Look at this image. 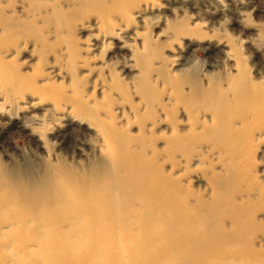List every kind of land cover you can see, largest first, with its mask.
<instances>
[{"label": "bare ground", "instance_id": "bare-ground-1", "mask_svg": "<svg viewBox=\"0 0 264 264\" xmlns=\"http://www.w3.org/2000/svg\"><path fill=\"white\" fill-rule=\"evenodd\" d=\"M63 1L69 9L58 15L68 27H56L49 42L34 16L0 0L1 93L11 100L29 88L71 101L73 137L87 142H73V155H60L57 127L47 148L35 143L33 159L0 162V264H264V76L252 78L243 62L206 82L191 70L175 74L163 66L159 85L147 74L128 83L111 72L105 96L122 93L131 114L99 115V104H90L80 85L73 97L50 81L30 87V78L2 55L10 42L36 33L41 57L55 50L70 64L78 52L74 13L90 10L109 27V14L125 10L116 0L79 1L74 10L73 0ZM169 28L200 33L182 21ZM131 87L137 104L128 101ZM25 118L9 123L13 130L0 124V140L18 133L32 142L27 127L48 124ZM89 129L96 137L86 140ZM95 147L103 156L94 155ZM195 174L210 188L195 187Z\"/></svg>", "mask_w": 264, "mask_h": 264}, {"label": "rangeland", "instance_id": "rangeland-1", "mask_svg": "<svg viewBox=\"0 0 264 264\" xmlns=\"http://www.w3.org/2000/svg\"><path fill=\"white\" fill-rule=\"evenodd\" d=\"M9 1L16 12L28 11L31 17L37 19L39 33L45 35L49 42L57 37L56 27L63 32L68 27L65 17L58 15L69 9L60 5L63 0H55L54 4H51V0ZM74 1L73 10L78 8L79 1L88 0ZM102 1L110 5L114 0ZM116 2L125 4V10L122 14H109V27L103 26L97 15L90 10L73 14L71 19L73 43L78 52L70 64L65 58H58L59 54H56L55 50H48L41 57L36 33L31 34L28 39L21 37L10 42L4 46L5 52L2 55L17 67L20 74L30 78V87H37L50 81L62 87V95L73 97V93L80 92L78 90L80 85V94L86 95L90 104L93 102L99 104V115H103L107 110L116 114L130 113L127 103L121 104L124 102L122 93L113 90L114 100L105 96L111 72H116L128 83L132 81L134 75L138 78L142 74H147L155 85H159L158 72L161 69L159 67L163 66L175 74L181 69L191 70L198 80L206 82L209 74L217 70L234 73L239 62H243L252 78L264 76V0H116ZM178 21L184 22L187 27H196L200 33L196 35L183 30L172 31L169 28L170 24ZM58 37L64 38L61 35ZM146 39H150V43L144 47L143 42ZM134 53H139L141 59L134 57ZM224 85L223 83V87ZM127 98L133 104L140 101L133 87ZM235 103L234 96V102L231 104ZM30 115L43 118L48 124L42 129L39 125L36 128L27 127V132L32 133V142H28L18 133L4 135L0 140V162L25 163L33 159L36 144L47 148L49 138L57 127L61 128L59 130L62 134L57 145L60 149L55 150L56 153L73 155L71 154L73 142L87 144L82 138L73 137V121H69L73 120L71 101L42 98L29 88L16 98L8 100L0 89V124L13 130V125L9 123H28L25 117ZM126 116L124 114L121 120ZM81 123L83 127L87 124ZM65 124H69L66 130ZM166 125L163 123L161 127ZM136 128L137 125L132 124L129 132H136ZM88 132L86 140L96 137L93 129H89ZM94 155L103 156L98 150ZM191 182L195 187L201 185L205 189L210 188L206 185L205 179L198 174L191 176Z\"/></svg>", "mask_w": 264, "mask_h": 264}]
</instances>
